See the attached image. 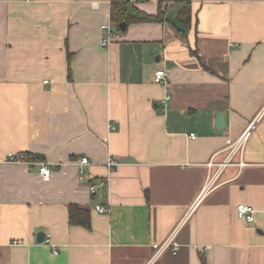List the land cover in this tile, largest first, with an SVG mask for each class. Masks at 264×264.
Listing matches in <instances>:
<instances>
[{"label":"crops","instance_id":"crops-1","mask_svg":"<svg viewBox=\"0 0 264 264\" xmlns=\"http://www.w3.org/2000/svg\"><path fill=\"white\" fill-rule=\"evenodd\" d=\"M129 1L165 19L103 46L109 0H0V264H264V0ZM258 113L246 164L206 186L205 163ZM19 152L43 156L49 180L6 160ZM69 204L90 228L69 224ZM171 234L177 250L154 255Z\"/></svg>","mask_w":264,"mask_h":264},{"label":"built area","instance_id":"built-area-1","mask_svg":"<svg viewBox=\"0 0 264 264\" xmlns=\"http://www.w3.org/2000/svg\"><path fill=\"white\" fill-rule=\"evenodd\" d=\"M101 30L103 31V35L101 37V45H103V46L109 45L112 41H114L120 37L119 29L111 26L110 24L101 25ZM168 74H169V70L167 68H158L153 73V81L157 84H160V85H166L168 82ZM169 98H170L169 94H166L162 100L163 104H166L168 102ZM259 115L260 114L258 113L249 121V123L244 127V129L237 136V138H235L233 140H230V139L226 140V145L224 148V150L226 151V155L224 156V158L222 160L214 161L213 160L214 155H213L205 163L207 170H208V177H207L206 186L213 184L217 178L216 176H218V174L221 172V170L224 169L226 166L234 164L237 167L241 168L246 164L242 158L244 144H245L250 132L255 127V124L259 118ZM190 135H191V137H194L193 134H190ZM234 159H236V160H234ZM6 160L10 163L24 162L29 168H32V166H34V165H38V167H39L38 170L42 176V179L47 181L50 178L51 169L49 167V164L47 162H45L44 160H42V161H40V160H26L24 158V154L21 152H19V153H8ZM75 163L77 164V167H78L77 178L79 181H82L86 176L85 167L90 164V161L88 160L87 157L83 156V157L77 159ZM106 164H107L108 168H111L116 163L112 159V157H108ZM103 182L104 181H101L99 184L102 185ZM99 184H90L89 185V191L91 193H95L96 188ZM198 199H199V196H197V198L194 200V202L188 208L186 216L195 207L196 203L198 202ZM95 210L98 211L99 213H105V212H107L108 208L106 206L101 205V204H96ZM235 212H236V216L241 220H244L246 222H251L253 220L254 210L248 204H245V203L237 204L235 207ZM45 241L49 243L53 253L58 252L56 244L50 242L49 234L46 235ZM165 248H171L172 250H177L178 243L173 240V234H171L163 242V244H161L157 248L154 255H157L161 250H163Z\"/></svg>","mask_w":264,"mask_h":264},{"label":"trees","instance_id":"trees-1","mask_svg":"<svg viewBox=\"0 0 264 264\" xmlns=\"http://www.w3.org/2000/svg\"><path fill=\"white\" fill-rule=\"evenodd\" d=\"M109 6L110 20L117 28H119L120 23H126L127 26L130 23L161 22L165 19V8L161 6H159L155 15L140 10L129 0H109ZM177 20L184 27H189L190 15L188 6H183L178 11ZM23 154L26 160H43V156L39 154H33L30 152H24ZM67 212L69 224L90 228L89 209L79 207L76 204H69Z\"/></svg>","mask_w":264,"mask_h":264},{"label":"water","instance_id":"water-1","mask_svg":"<svg viewBox=\"0 0 264 264\" xmlns=\"http://www.w3.org/2000/svg\"><path fill=\"white\" fill-rule=\"evenodd\" d=\"M125 28H126V23H120L119 24V30L123 31V30H125ZM223 123H224L223 122V112H218L216 114V128L217 129L222 128L223 127ZM42 237H43V234L39 233L37 235V241L40 242L42 240Z\"/></svg>","mask_w":264,"mask_h":264}]
</instances>
